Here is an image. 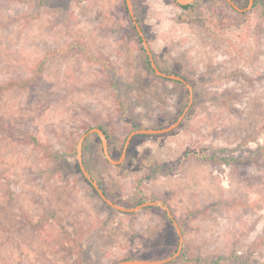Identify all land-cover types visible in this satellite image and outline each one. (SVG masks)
I'll use <instances>...</instances> for the list:
<instances>
[{
    "label": "rangeland",
    "instance_id": "1",
    "mask_svg": "<svg viewBox=\"0 0 264 264\" xmlns=\"http://www.w3.org/2000/svg\"><path fill=\"white\" fill-rule=\"evenodd\" d=\"M233 1L245 9L250 0ZM132 3L157 65L192 85L194 103L173 132L134 138L120 165L90 135L86 169L120 206L172 208L186 259L171 264H264V0L243 13L226 0L189 10L174 0ZM130 19L125 0H0V85L43 65L36 86L0 92V264L176 253L177 230L161 210L109 207L77 157L92 128L109 133L119 160L133 125L163 129L187 107L185 85L148 69ZM81 44L104 62H90Z\"/></svg>",
    "mask_w": 264,
    "mask_h": 264
},
{
    "label": "water",
    "instance_id": "2",
    "mask_svg": "<svg viewBox=\"0 0 264 264\" xmlns=\"http://www.w3.org/2000/svg\"><path fill=\"white\" fill-rule=\"evenodd\" d=\"M126 1V5L128 8V12L130 17L133 20V23L135 25V28L139 34V36L142 38L144 47L146 49L147 55L149 57V60L151 62V66L155 72V74L158 77L164 78V79H168L171 81H177L182 83L183 85L186 86L188 93H189V101L187 104L186 109L183 111V113L181 114V116L179 117V119L173 123L172 125L163 128V129H145V128H140L137 130L132 131L129 136L126 139L125 142V146H124V150L122 153V156L119 160H115L113 159V157L111 156L110 150H109V142L107 139V136L105 135L104 131L102 129H100L99 127L96 128H92L91 130H89L87 133H85L84 135H82V137L79 139L78 144H77V157H78V162H79V167L80 170L82 172V174L84 175V177L86 178V180L90 183V185L95 189L96 193L98 194V196L111 208H113L116 211H119L121 213H134V212H138L141 211L143 209L146 208H150V207H159L162 208L167 216L169 217V219L171 220V222L173 223L174 227L177 230L178 233V237H179V243H178V249L176 251V253L168 258L162 259V260H157V261H147V260H125V261H121L118 262L116 264H169L175 260H177L181 254H182V249H183V245H184V235H183V231L178 223V221L176 220L174 214L172 213L170 207L168 205H166L164 202L162 201H148V202H144L136 207H132V208H126L123 206H120L118 204H116L115 202H113L112 200H110L108 198V196L104 193V191L101 189V187L99 186V183L92 177V175L90 174V172L86 169L84 160H83V149H84V144L86 139L92 135L95 134L99 137L101 144H102V148H103V153L105 158L113 165H120L126 155H127V151L129 146L131 145V142L134 138L138 137V136H155V135H164V134H168L173 132L174 130L178 129L181 125V123L184 121V119L186 118L189 110L192 108L193 103H194V91H193V87L192 85L184 78L178 75H171V74H167L164 73L160 67L157 65L156 60L154 58V55L150 49L149 43L145 37V33L141 27V25L139 24V22L137 21L136 15L134 13V8H133V3L132 0H125ZM197 0H176V2L180 5V6H187V5H191L194 2H196ZM228 2V4H230L235 10L243 13V12H247L249 10L252 9L255 0H250L248 6L245 9H241L239 8L235 2L233 0H226Z\"/></svg>",
    "mask_w": 264,
    "mask_h": 264
},
{
    "label": "trees",
    "instance_id": "3",
    "mask_svg": "<svg viewBox=\"0 0 264 264\" xmlns=\"http://www.w3.org/2000/svg\"><path fill=\"white\" fill-rule=\"evenodd\" d=\"M175 2H176V0H174ZM248 0H246V2H247ZM258 4H260V0H255V3H254V5H253V8L252 9H255L256 8V6L258 5ZM239 5H241V4H239ZM178 6H180L179 4H178ZM196 6V2H194L193 4H191V5H187V6H180L181 8H183L184 10H189V9H192V8H194ZM131 18V17H130ZM130 21L133 23V20H132V18L130 19ZM137 21L139 22V24L141 25V21H140V19H138L137 18ZM132 33H133V37H134V39L137 41V43H138V45H139V49L141 50V52L143 53V55H144V58H145V63H146V65H147V67H148V69L150 70V71H152V72H154V70H153V68H152V66H151V62H150V60H149V57H148V55H147V52H146V49H145V47H144V44H143V41H142V38L139 36V34H138V32H137V30H136V28H135V25H134V23H133V25H132ZM79 50H80V52L81 53H84V57L86 58H88V60L90 61V62H96V61H98V62H100V63H103L104 62V60L102 59V58H100L99 56H94V55H92L91 53H89L88 51H87V49L85 48V46L84 45H79ZM164 73H167V74H175V73H173L172 71H168V70H164V69H162V68H160ZM42 72H43V65H40V66H38L34 71H33V76L31 77V78H29V79H26V80H22V81H9V82H7V83H4V84H2V85H0V92H6L7 90H10V89H12V88H15V87H18V88H21V89H27V88H31V87H34V86H36L37 84H38V80H39V78L42 76ZM178 76H181L180 74H177ZM182 77V76H181ZM162 79H164V78H162ZM168 80V79H167ZM171 81V80H170ZM177 82V81H176ZM177 83H179V84H182V83H180V82H177ZM182 124V123H181ZM181 126V125H180ZM133 127L135 128V130H137V129H140L139 127H137L136 125H133ZM100 129H102L103 131H104V133H105V135L107 136V139L109 140L110 139V135H109V133L103 128V127H99ZM97 136V135H96ZM143 136V135H142ZM98 137V136H97ZM138 137H141V136H138ZM99 138V137H98ZM31 140H32V142H33V144L34 145H37V146H41L42 147V145L38 142V140L36 139V137L35 136H32L31 137ZM75 147V146H74ZM57 157H59L58 155H56V158ZM216 158H218V159H220L221 160V162H223V164H226V165H236L237 163H238V159H236L234 156H227V157H216V156H211L210 157V160L211 161H214V159H216ZM86 179V178H85ZM90 184V183H89ZM99 186L102 188V186H101V184L99 183ZM93 188V187H92ZM94 189V188H93ZM103 189V188H102ZM94 191H95V189H94ZM96 192V191H95ZM104 193L106 194V192H105V190H104ZM107 195V194H106ZM145 202V199H141L138 203H137V205H139V204H142V203H144ZM150 208H155V210H161L162 212H163V214L165 215V217L167 218V220L173 225V223L171 222V220L169 219V217L167 216V214H166V212L164 211V210H162L161 208H157V207H150ZM171 208V207H170ZM146 209H149V208H146ZM171 210H172V208H171ZM172 213H173V211H172ZM176 217V216H175ZM173 227V226H172ZM173 229L175 230V228L173 227ZM182 231H183V234L185 233V229L182 227ZM180 258L181 259H186V256H185V254L184 253H182L181 254V256H180ZM172 263V262H171ZM171 263H169V264H171Z\"/></svg>",
    "mask_w": 264,
    "mask_h": 264
}]
</instances>
